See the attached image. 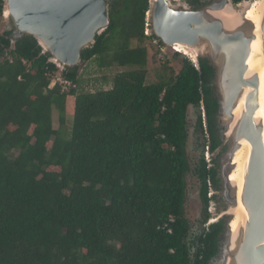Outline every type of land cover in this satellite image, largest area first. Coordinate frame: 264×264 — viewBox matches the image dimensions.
<instances>
[{
  "label": "trees",
  "instance_id": "1",
  "mask_svg": "<svg viewBox=\"0 0 264 264\" xmlns=\"http://www.w3.org/2000/svg\"><path fill=\"white\" fill-rule=\"evenodd\" d=\"M148 1H110L108 29L81 54L129 69L109 90L49 89L58 69L36 41L12 48L0 35V264H207L216 254L222 221L191 237L184 211L189 108L209 152L220 146L213 70L184 59L177 73L145 84ZM182 1L196 10L211 0ZM243 1L254 0L232 3ZM78 71L61 76L78 86ZM195 175L205 224L209 187L219 189L216 161L209 167L202 156Z\"/></svg>",
  "mask_w": 264,
  "mask_h": 264
},
{
  "label": "water",
  "instance_id": "2",
  "mask_svg": "<svg viewBox=\"0 0 264 264\" xmlns=\"http://www.w3.org/2000/svg\"><path fill=\"white\" fill-rule=\"evenodd\" d=\"M110 1L3 0L1 16L12 48L32 38L49 63L74 70L82 52L108 29ZM256 5L257 23L247 16ZM146 25V35L165 52L188 59L197 70L199 60H206L213 70L220 141L216 152L225 148L217 161L218 194L225 210L219 216L216 254L207 264H264V125L256 117L264 65V0L236 6L232 0H211L196 10L182 0H149ZM252 57L258 65L250 68ZM237 173L241 181L231 179Z\"/></svg>",
  "mask_w": 264,
  "mask_h": 264
},
{
  "label": "rangeland",
  "instance_id": "3",
  "mask_svg": "<svg viewBox=\"0 0 264 264\" xmlns=\"http://www.w3.org/2000/svg\"><path fill=\"white\" fill-rule=\"evenodd\" d=\"M146 30H145V35H146ZM5 31H6L5 22L3 21L1 16L0 35L3 34ZM147 48L149 51L147 57V65L145 67L146 85L156 83L157 81H159L160 78L168 76V74H170L169 69L177 73L182 67L183 60L186 59L175 55H170L168 52H165L163 46L157 39L153 40V47L148 46ZM78 68H79L78 71L79 78H78L77 92H90V93H94L100 90H109L112 85L113 77L118 73L129 70L126 67L120 68L117 66H111V67L102 66L98 59H92L88 62H81ZM61 72L62 70L58 69V72L51 77V81L55 77L59 76ZM70 107H71L70 102H68L67 111H66V128L68 131L71 130V126H72V115L70 112ZM197 117H198V112L192 107L189 108L187 112V127H186L188 133V139L186 141V156L188 159L190 171L185 176L186 192H185L184 211H185L186 219L188 220L190 225L191 237L199 235L202 232L203 227L206 225L203 224V216H202L203 206L199 202V197H198L200 184L194 174V169L197 166V163L201 155L203 154L204 157H206V150H207L206 148L205 150H203L202 147L204 145V140L200 139V137L196 134ZM52 124H53V129L57 130L59 128L58 113L55 109L53 110V114H52ZM224 151L225 148L214 154L217 158V161ZM209 156L212 157V155L210 154ZM218 199L221 200L219 194H218ZM214 209L215 206L213 203L209 209L212 215L214 213ZM224 210H225V205L222 201V208L219 211L218 218Z\"/></svg>",
  "mask_w": 264,
  "mask_h": 264
},
{
  "label": "flooded vegetation",
  "instance_id": "4",
  "mask_svg": "<svg viewBox=\"0 0 264 264\" xmlns=\"http://www.w3.org/2000/svg\"><path fill=\"white\" fill-rule=\"evenodd\" d=\"M203 127H205V126H203ZM199 137H200V139H203L204 140V145H203V150H205V148L207 149L206 150V157H204V155L202 154L201 155V157L203 156V158H204V161L208 164V166L209 167H211L212 166V162H215L216 161V165H217V158H216V156L214 155L215 154V152H216V150L215 151H213V152H209V147H208V145H209V142H208V137H207V134H205L204 136L203 135H201L200 133H199V131L197 130V133H196ZM205 139L207 140V142L205 143ZM209 154L210 155H212V157H210L209 156ZM200 157V158H201ZM199 161H200V159H199ZM199 161H198V163H199ZM198 163H197V165H198ZM197 167V166H196ZM195 167V168H196ZM194 174H195V169H194ZM196 176V175H195ZM197 178V177H196ZM198 179V178H197ZM199 181V180H198ZM199 184H200V182H199ZM218 188L219 189H216V190H214L213 188H211V187H209V190H208V194H207V198L210 200V202H209V205H208V207H207V213H208V215H209V218H208V221H207V223H205L204 225V227H203V230H204V228L206 229L210 224H213V223H218V222H220L221 221V219H219L218 218V214H219V211H220V209L222 208V201L220 200V199H218V192H219V190H220V182H219V186H218ZM198 197H199V202L202 204V201H201V199H200V188H199V192H198ZM214 203V206H215V209H214V213H213V215L210 213V206L212 205ZM202 206H203V204H202ZM203 210H204V206H203V209H202V216H203ZM210 220H211V222H210ZM203 221H204V217H203ZM202 230V231H203Z\"/></svg>",
  "mask_w": 264,
  "mask_h": 264
},
{
  "label": "bare ground",
  "instance_id": "5",
  "mask_svg": "<svg viewBox=\"0 0 264 264\" xmlns=\"http://www.w3.org/2000/svg\"><path fill=\"white\" fill-rule=\"evenodd\" d=\"M257 5L256 6H253L249 12L247 13V16L248 18H251L253 19L256 23L258 22L259 20V14L257 13ZM175 51L177 52H180V53H183L184 55H189V52L183 48H180V47H175L174 49ZM255 50H257V46L255 45L253 47V51L255 52ZM249 67L252 68L254 67L255 65H258L257 62H256V59L254 57H252L249 61ZM260 89H259V110L256 114V117L261 119L263 121V125H264V65L261 66L260 68ZM264 137V135H263ZM236 163V162H235ZM239 168H241V165H239ZM232 180H235V179H239L241 181V175L240 174H234L232 177H231ZM235 226V224H234Z\"/></svg>",
  "mask_w": 264,
  "mask_h": 264
},
{
  "label": "built area",
  "instance_id": "6",
  "mask_svg": "<svg viewBox=\"0 0 264 264\" xmlns=\"http://www.w3.org/2000/svg\"><path fill=\"white\" fill-rule=\"evenodd\" d=\"M3 60L8 61V62H12V56L9 54V52H5V54L3 56ZM55 85H59L61 87L62 92H69L71 89L77 88L76 84L72 83L69 80L64 79L61 76V74L59 76L55 77L54 79H52V81H50L48 88L52 89ZM169 221L173 222L174 219L172 217H170ZM168 233H171L170 229L168 230Z\"/></svg>",
  "mask_w": 264,
  "mask_h": 264
}]
</instances>
